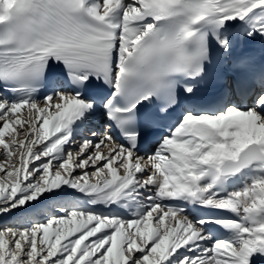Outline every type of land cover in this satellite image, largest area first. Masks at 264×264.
I'll use <instances>...</instances> for the list:
<instances>
[{"label": "snow or ice", "instance_id": "1", "mask_svg": "<svg viewBox=\"0 0 264 264\" xmlns=\"http://www.w3.org/2000/svg\"><path fill=\"white\" fill-rule=\"evenodd\" d=\"M0 264H264V0H0Z\"/></svg>", "mask_w": 264, "mask_h": 264}]
</instances>
